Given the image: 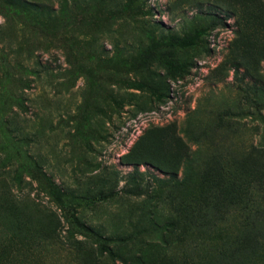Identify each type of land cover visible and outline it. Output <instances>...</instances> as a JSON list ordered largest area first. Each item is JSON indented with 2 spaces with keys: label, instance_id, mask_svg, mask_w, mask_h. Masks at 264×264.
<instances>
[{
  "label": "rangeland",
  "instance_id": "rangeland-1",
  "mask_svg": "<svg viewBox=\"0 0 264 264\" xmlns=\"http://www.w3.org/2000/svg\"><path fill=\"white\" fill-rule=\"evenodd\" d=\"M0 264H264V0H0Z\"/></svg>",
  "mask_w": 264,
  "mask_h": 264
},
{
  "label": "trees",
  "instance_id": "trees-1",
  "mask_svg": "<svg viewBox=\"0 0 264 264\" xmlns=\"http://www.w3.org/2000/svg\"><path fill=\"white\" fill-rule=\"evenodd\" d=\"M190 41H191V40H187L186 43H188V42H190ZM134 152H135V151H134ZM131 154H132V153H131ZM154 160H155V159H154ZM155 161H157V160H155ZM100 243H101V242H100ZM101 245H102V246H105L103 243H101ZM107 248H109V247H107Z\"/></svg>",
  "mask_w": 264,
  "mask_h": 264
}]
</instances>
